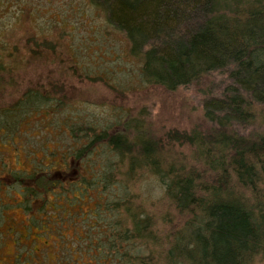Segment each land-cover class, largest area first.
<instances>
[{"label": "rangeland", "instance_id": "rangeland-1", "mask_svg": "<svg viewBox=\"0 0 264 264\" xmlns=\"http://www.w3.org/2000/svg\"><path fill=\"white\" fill-rule=\"evenodd\" d=\"M34 42L50 43L54 55ZM0 48V108L24 106L0 112L6 122L0 124V264H128L123 255L155 257L139 240L122 242L119 232L131 230L128 201L154 220V234L165 228L158 177L141 168L125 176L123 156L101 145L85 153L91 140L73 136L111 133L129 116L157 135L203 128L198 90L145 88L139 59L93 0H0ZM50 88L62 99L58 106L23 104L22 91ZM177 151L185 160L187 149ZM41 171L42 179H29Z\"/></svg>", "mask_w": 264, "mask_h": 264}, {"label": "trees", "instance_id": "trees-1", "mask_svg": "<svg viewBox=\"0 0 264 264\" xmlns=\"http://www.w3.org/2000/svg\"><path fill=\"white\" fill-rule=\"evenodd\" d=\"M93 5L124 36L128 54L139 59L144 87L170 93L196 88L205 122L203 128L157 135L129 116L111 133L91 139L74 134L76 141L91 140L85 153L101 145L124 157L125 176L141 168L163 188L165 228L154 234V220L128 201L131 230L119 232L122 242L139 240L156 256L146 261L123 255L122 263L264 264V0H93ZM33 44L54 55L50 43ZM4 59L0 53V62ZM211 76L215 79L207 82ZM50 91H22L23 104L58 106L62 99ZM181 147L187 149L185 160L177 151ZM43 177L41 171L29 179ZM104 236L109 241L112 235L106 230Z\"/></svg>", "mask_w": 264, "mask_h": 264}]
</instances>
